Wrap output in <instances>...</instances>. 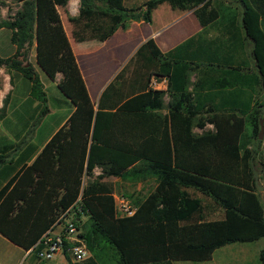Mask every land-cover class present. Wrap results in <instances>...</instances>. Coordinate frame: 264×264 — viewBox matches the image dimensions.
Instances as JSON below:
<instances>
[{
  "label": "trees",
  "instance_id": "16d2710c",
  "mask_svg": "<svg viewBox=\"0 0 264 264\" xmlns=\"http://www.w3.org/2000/svg\"><path fill=\"white\" fill-rule=\"evenodd\" d=\"M12 1L16 7L0 30L9 32L14 51L0 57V69L10 85L11 74L28 82V97L42 106L36 119L47 108L34 66L52 82L60 76L55 87L72 111L30 164L0 187L2 237L37 264L45 262L37 258L43 235L66 220L78 232L77 242H63L67 264L202 262L224 245L264 237L256 194L264 172L257 138L264 116V0H78L80 14L111 19L107 35L129 21L150 23L162 4L190 10L199 27L218 34L191 36L166 54L146 39L96 105L57 12L68 0ZM151 79H166L165 91L149 88ZM111 178L155 185L142 198L126 196L136 211L117 219ZM143 208L147 220L135 221ZM79 243L88 256L71 263L65 248ZM258 261L264 264V248Z\"/></svg>",
  "mask_w": 264,
  "mask_h": 264
},
{
  "label": "crops",
  "instance_id": "0c3cea01",
  "mask_svg": "<svg viewBox=\"0 0 264 264\" xmlns=\"http://www.w3.org/2000/svg\"><path fill=\"white\" fill-rule=\"evenodd\" d=\"M65 9H67L69 14V16L66 17V20L62 18L59 12V10L64 11ZM57 12L69 41L88 97L94 105L97 104L103 89L124 67L136 48L146 39L152 38L160 53L166 54L175 46L191 36L200 35L204 39L210 40L214 39L218 35L212 27H199L190 10L179 13L173 18H167V20H165L166 14L164 13L159 17L161 22L155 26H152V16L150 23H143L142 21H129L125 30L117 29L112 31L109 35H107V17L103 14L95 12L80 14L78 12V0H68L64 7H57ZM104 35L106 37H104ZM30 56L33 61V51H31ZM36 69L38 68L34 66V70L37 73ZM128 72L129 70L125 71L123 76L124 78L128 76ZM11 76L12 85L9 84L8 75V83L5 78L0 81V153L6 156L4 157V164L0 165V187L3 186L23 164L26 166L30 164L44 143L60 126L64 124L69 113L72 111L71 107L68 114L61 119L58 128L43 141L42 145L35 148L32 147L30 143V136L26 138L24 135L25 126L17 129L8 123H5L7 118L15 112V104L28 101L26 100L28 99V86L25 87L23 101H19L18 98L14 97L13 92L15 90V76L14 74H11ZM59 78L60 76L57 75L55 81L52 82L46 77V79L50 81V85H52V87H55V83ZM195 79L196 77L194 78L193 74H191L190 81L193 82ZM18 81H20V78H18ZM148 87L154 90L165 91L166 79H161V81L151 79L148 83ZM43 91L45 92L44 86ZM4 99L5 102L3 107ZM167 102L168 97L167 95H164L163 104L165 105ZM67 103H69V101ZM31 106L34 107L33 110L35 111H37L40 107L36 101H32ZM2 107L3 111L1 112ZM162 113H165V110H163ZM262 118L263 134L262 139L260 140V151L264 165V116ZM195 129L197 135L202 132L200 129ZM203 130H211V126L206 125ZM6 146L12 148L6 149L4 148ZM254 169L256 170L255 172L259 169L257 163H255ZM98 171V169H95L94 174H97ZM108 182L113 188L112 196L114 201H116L119 197L125 198L129 194H132L134 198H142L146 196V194L149 193L155 185L153 179H146L144 181L131 183L123 181L120 178H111ZM256 194L264 211V172L262 175L258 176ZM133 210L134 214L136 209L133 207ZM116 218L124 219V217L120 216H116ZM60 227L61 224L56 222L46 233L59 232ZM261 239H264V237L250 243H230L224 245L216 249L209 260L191 263L259 264L258 253L262 248H264V245H252L253 243H258ZM189 262L190 261H175L173 264H190ZM23 263L37 264L38 261H33L30 258L29 251L21 250L19 247L13 245L0 235V264ZM42 264H67V262L61 252L56 254L52 260L43 262Z\"/></svg>",
  "mask_w": 264,
  "mask_h": 264
},
{
  "label": "rangeland",
  "instance_id": "374dc122",
  "mask_svg": "<svg viewBox=\"0 0 264 264\" xmlns=\"http://www.w3.org/2000/svg\"><path fill=\"white\" fill-rule=\"evenodd\" d=\"M15 4L12 0H0V21L8 18L11 13L13 12L15 8ZM62 18L66 20V17L69 16L67 9L59 10ZM166 14L165 20L167 18H173L179 14V11L177 10H170L169 7H167L165 4H162L158 6L151 14L152 16V26H155L156 24H159L161 21L159 19L160 15ZM169 20V19H168ZM111 19H107L106 26H110ZM109 28V27H108ZM110 45V44H109ZM13 46L9 43V32L7 30H0V57H7L10 56L13 53ZM30 61L32 62V57H29ZM40 82L44 86L45 94H46V108L48 109V112L40 116L38 119L37 114L42 109V106H40L38 111L33 110L34 107L31 106L32 100L28 97L27 102L20 104H15V112L10 115L5 123H8L12 125L13 127L20 129L21 127L25 126V132L24 135L26 138L30 136V143L32 147H38L39 145H42L43 141L51 135L55 129L58 128V125L65 117L68 112L71 109V106L68 101L65 100V98L59 93V91L56 89V87H52L50 85V81L46 79V77L41 73L40 70L36 69ZM14 83H15V90L13 92L14 97L18 98L19 101H23V95L25 87L28 86V82L20 77H18L16 74H14ZM6 80L8 83V77L6 75V72L1 69L0 71V81L3 79ZM18 78H20V81H18ZM193 78V77H192ZM28 90V87H27ZM25 100V101H26ZM245 132H249V128L247 125H245ZM193 132L196 133V129H193ZM255 170V169H254ZM256 171V170H255ZM130 195V194H129ZM128 195V196H129ZM127 196V197H128ZM126 197V200L128 201L129 205L132 207L130 200ZM146 208L141 209L139 211L138 215L135 217V221H146L147 220V214L148 213ZM131 216H125L124 218H129ZM254 244H262L264 245V239H261L258 241V243H253L252 246H256ZM190 264H195L191 263ZM26 264V263H23Z\"/></svg>",
  "mask_w": 264,
  "mask_h": 264
},
{
  "label": "built area",
  "instance_id": "2783aa9c",
  "mask_svg": "<svg viewBox=\"0 0 264 264\" xmlns=\"http://www.w3.org/2000/svg\"><path fill=\"white\" fill-rule=\"evenodd\" d=\"M114 202L116 216L125 217L133 214V207L129 205L124 197H119ZM77 233V230L70 220L64 221L59 232L46 233L42 237V248L37 253V258L45 262L52 260L56 254L62 252L64 241L77 242L75 239ZM65 249L72 263L80 262L88 256V251L81 243L70 245Z\"/></svg>",
  "mask_w": 264,
  "mask_h": 264
},
{
  "label": "water",
  "instance_id": "95a60500",
  "mask_svg": "<svg viewBox=\"0 0 264 264\" xmlns=\"http://www.w3.org/2000/svg\"><path fill=\"white\" fill-rule=\"evenodd\" d=\"M262 124H263V118H261L259 120V123H258V127H259L258 134H257L258 140H261L262 139V134H263V125Z\"/></svg>",
  "mask_w": 264,
  "mask_h": 264
}]
</instances>
